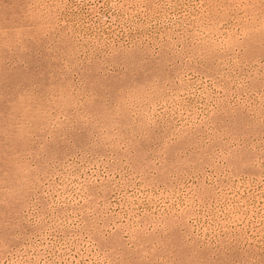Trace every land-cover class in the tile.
<instances>
[{"label": "rangeland", "instance_id": "374dc122", "mask_svg": "<svg viewBox=\"0 0 264 264\" xmlns=\"http://www.w3.org/2000/svg\"><path fill=\"white\" fill-rule=\"evenodd\" d=\"M0 264H264V0H0Z\"/></svg>", "mask_w": 264, "mask_h": 264}]
</instances>
